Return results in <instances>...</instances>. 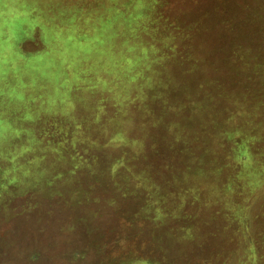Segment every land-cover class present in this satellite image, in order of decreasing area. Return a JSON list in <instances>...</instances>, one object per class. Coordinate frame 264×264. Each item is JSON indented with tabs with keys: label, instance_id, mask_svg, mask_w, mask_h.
Wrapping results in <instances>:
<instances>
[{
	"label": "rangeland",
	"instance_id": "374dc122",
	"mask_svg": "<svg viewBox=\"0 0 264 264\" xmlns=\"http://www.w3.org/2000/svg\"><path fill=\"white\" fill-rule=\"evenodd\" d=\"M131 3L137 17L132 27L160 18L159 25L177 28L183 34L180 43L201 59V76L195 69L191 78L211 79L212 87L224 93L212 103L216 115L183 111L176 119L189 117L196 124L216 119L221 130L222 123H232L248 129L249 138L256 129L249 144L264 163V0H141L140 5L137 0H0L20 26L14 47L6 49L28 58L32 68H26L42 77L31 79L26 72L27 86L19 82L24 87H14L11 95L0 91V264H149L132 262L136 256L151 264H164V257L172 264H263L264 165L254 158L248 171L240 168L243 163L238 166L232 151L243 144L240 134L216 131V150L222 153L213 171L220 175H204L212 167L210 158L200 174L188 175L186 167L192 164L177 142L146 138L150 128L140 125L142 101L157 111L148 90L161 73L142 94L127 76L114 79L101 72L103 79L92 71L90 79L62 77L75 72L72 46L81 48L78 57L88 55L84 45L68 37L87 40L91 29L97 32L121 20ZM32 18L41 30L30 29ZM117 33L135 34L125 26ZM116 38L111 42L118 43ZM46 45L52 47L49 53ZM123 46H112L117 59L123 57ZM174 47L178 53L184 50ZM63 48L65 60L56 56ZM171 61L167 57L161 63L175 73ZM176 74L181 77V71ZM227 105L234 113L231 121ZM206 133L213 139L211 126ZM116 159L122 161L112 167ZM162 164L171 178L164 183L161 177V188L147 193L132 187L139 167L159 176ZM224 164L239 177L228 192L223 190ZM186 190L189 195L180 204ZM196 190L202 192L203 206L183 207ZM144 195L152 197L153 206L161 205L158 220L151 207L141 211ZM166 228L170 235L163 234Z\"/></svg>",
	"mask_w": 264,
	"mask_h": 264
},
{
	"label": "trees",
	"instance_id": "16d2710c",
	"mask_svg": "<svg viewBox=\"0 0 264 264\" xmlns=\"http://www.w3.org/2000/svg\"><path fill=\"white\" fill-rule=\"evenodd\" d=\"M137 1V5H140L141 0ZM133 6L134 3H131L130 7L127 10L124 9V15L122 16L121 20L113 21L111 22V24L104 25L102 30L100 27H98L97 32L91 29L89 31V34L86 35L88 36V39L85 41L82 38L74 39L72 35L69 36L68 38L72 39L71 41H74L75 44L79 43L84 45L86 48L83 47V50H87L88 55L78 57L79 49L81 48H78L77 45L72 46L71 57L75 59L73 60L75 72L73 73L72 71H66L65 75L63 74L62 77L64 79H90L92 71H95L97 74H99V76H101V72H103L104 74L106 72L108 74H114V79H118L120 77H122V79H126L125 76H127L128 79H131L130 82L134 79V84L136 85V87H138L137 89L140 90V94H142L143 90L145 91L144 87L147 85L146 87L150 88V82L155 81V79L157 80L160 76L159 73H161V79H158V81L155 82L154 85L148 90L150 92L148 97L151 99L153 98L156 101L155 106L157 108V111L153 112V107L150 108V106L144 103V101H142L140 105V110L143 112V120L141 121L140 125L142 128L148 126L151 131L148 135L146 134V138L148 137L153 141H156L158 137H163L166 139L171 138L175 140L177 142V149L179 150L181 155H183L186 163L192 164L191 166L186 167L185 173H187L188 175H194L196 173L200 174L202 165L208 158L211 159L213 164L212 167L208 168V170L206 169V174L204 175L210 177L215 175L217 176V174L220 175L222 172L219 173L213 171V168L218 169V167L221 165L215 162V160L217 161L218 157L221 156L222 153L220 152L218 155V152L216 150V148L220 147L217 144L218 136L216 133V131L218 130V128L220 129V127L216 122V119L214 121L212 120V122L210 123L202 124L200 122L196 124L195 122L191 121L189 117L182 116V118L179 117L178 119H176V115L177 113H182L183 111L184 114L188 116L192 113L200 115L201 112H205L206 114L208 110L211 111H208L210 112V114L212 113L216 115V104L218 102L217 99L221 98L224 93L219 88L212 87L213 84L211 79H197L196 82L195 79L191 78L190 75L191 73H193V71H195V69L197 70L198 75L201 76L202 73L200 69H202V67H199L201 59L200 56H195L193 48L183 45L182 41L180 43L183 34H179L177 28H174L173 30V28L171 26H168L167 24L165 26L159 25V20L161 21L160 18L155 19L154 23H151V25L150 23H146L145 25H143V27H141V25L139 24L140 22L138 23L137 21L138 27H132V25H135L136 23L135 19H137V17L135 18V14H133L132 12V9L134 10L135 8H132ZM126 7L127 5H125V8ZM142 8L145 9V7ZM6 9L0 7V48L4 47V49L0 53V80L3 81L0 82V91L3 94L11 95L13 94L11 90H13L14 87L15 89H19L20 86L21 89L24 87L19 82H25L22 79L26 72L31 75V79H40L42 77H39L36 72L28 69L32 68V65L27 60L28 58H24L20 54L6 49V47H9L11 45L13 46L16 37L18 39V35L20 34L18 32V28L20 26H17V23H14L12 13H9ZM144 9L143 12L145 11ZM141 12H139L138 14V20L142 19ZM145 12H147V9ZM30 20V29H36L38 31L39 29L41 30L39 23L35 19L32 18ZM122 26L128 27L129 30L134 31L135 34L128 35L125 33H117V30L122 29ZM191 32L192 28L189 27V38L190 36H194ZM51 33L58 36V33L54 34L52 31ZM9 34L11 35V37L7 39L5 36ZM141 35L142 38L143 36H145L147 39H141ZM86 36H84L83 38H85ZM115 37H117L116 39L120 40L118 43L111 42ZM172 41L173 45L171 44ZM121 44H124L122 50L120 51V57H123L118 58V60L114 55L112 48ZM179 45L180 47L182 45L184 48L181 53L175 51L174 46L178 47ZM65 48L60 50L57 49L58 55L56 56H61L65 60V57L63 56V54L65 53ZM51 50L52 47L50 45H46L45 52L49 53V51ZM191 56L194 61L197 62V65H190V60L193 61V59H191ZM167 57H171L172 64H170L172 65L171 67L175 68V73L169 71L167 66L161 63V61L163 62V60H165V58ZM70 65L68 64V66ZM68 66H66V68H68ZM150 71H152V74L150 73ZM178 71H181V77L176 74V72ZM72 73L73 75L71 76ZM101 77L103 78V76ZM44 78L46 77H43V79ZM6 79L10 80L6 81ZM18 79H20V81H18ZM24 85L27 86L28 84L24 83ZM29 99H31V97H29ZM213 102L216 104L212 105ZM229 102L231 103V101ZM234 105L235 104H232L230 106L233 108L236 106ZM230 106L228 108L227 105V108H225L226 116L228 117L227 121H231V116L234 115ZM223 124L224 123L221 124L222 130L220 129V135L236 134L237 136H239L240 134L243 137V144L241 146L238 145V147H233L232 151L235 154L237 162L239 163L238 166L243 163V166L240 167L242 170L248 168L247 165L252 168L253 166L250 164H253L252 162L254 158L255 162L259 163L260 165H264L262 161L263 158L260 156L261 159H256V157L259 158V156L253 153L252 148L249 144L250 139H253L255 136L253 132H255L256 129L252 128V133L250 134L251 138H249L250 136H248L247 134L248 129L245 130L242 127H232V123L225 124L224 126ZM172 125H175L176 127L171 128ZM209 126H211L214 133L213 139H210V136H208V134L206 133ZM198 138L201 139V144L199 143L200 141H195V139ZM121 161V159L112 161V167H114L115 165H119ZM163 165L164 164L161 165L162 167L159 176L156 175L157 172L148 173L145 170V167H139V171L136 172V174L138 175V179L136 180V182H134V185H132V187L139 186V189L144 190L147 193H153L157 187L161 188V186H158L160 184L161 177L164 178V183L169 178H171L170 171L167 169L168 166ZM228 165L229 164H224V166L222 165L225 169L228 170L227 172H223L224 178L227 177L223 185V187H225L223 190L227 192L232 189V186L239 179L236 171L232 173L231 166ZM222 166L220 169H222ZM255 169H257V167ZM246 170L248 171V169ZM180 172L182 173L181 175L185 174L182 171ZM220 188H222V186H220ZM198 190L195 191L198 194H194V196L191 198V202L189 200L188 202H186L188 204L185 203L183 207H188L189 205L194 203H199V206H203L200 198L203 195L200 196L202 192L200 193ZM203 190H205L204 187ZM188 193V190H186V192L182 194V200L180 201V204H183L185 202V199L189 195ZM152 202V197L149 199L148 195H144V200L141 199V211L151 207L152 212L154 211V216L155 214L163 215L164 212L158 201L156 203L157 206H153L154 204H152ZM204 203L207 204L208 199L205 200ZM165 205H168L167 202H165ZM167 213L170 214V211ZM158 215L157 217L155 216L153 220H158ZM181 215L183 217L184 213ZM165 231L166 232L163 233L165 235H170L172 233V230H168V228H166ZM164 260H166L164 264L173 263L169 261L168 257H164ZM146 261L151 264V261L142 256H136L132 262L142 263ZM155 262V264H159L157 261Z\"/></svg>",
	"mask_w": 264,
	"mask_h": 264
}]
</instances>
